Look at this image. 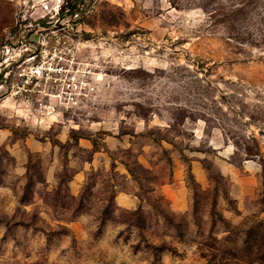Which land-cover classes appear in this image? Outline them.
Here are the masks:
<instances>
[{"label":"rangeland","instance_id":"rangeland-1","mask_svg":"<svg viewBox=\"0 0 264 264\" xmlns=\"http://www.w3.org/2000/svg\"><path fill=\"white\" fill-rule=\"evenodd\" d=\"M31 4L0 0V51ZM79 30L88 118L0 87V264H264V0H98Z\"/></svg>","mask_w":264,"mask_h":264},{"label":"built area","instance_id":"built-area-1","mask_svg":"<svg viewBox=\"0 0 264 264\" xmlns=\"http://www.w3.org/2000/svg\"><path fill=\"white\" fill-rule=\"evenodd\" d=\"M98 0H32L34 12L21 14L1 46L0 87L41 121L68 116L82 121L96 110L104 67L79 53L83 22ZM28 21V23H26Z\"/></svg>","mask_w":264,"mask_h":264},{"label":"trees","instance_id":"trees-1","mask_svg":"<svg viewBox=\"0 0 264 264\" xmlns=\"http://www.w3.org/2000/svg\"><path fill=\"white\" fill-rule=\"evenodd\" d=\"M247 233H249V232H247ZM263 236V239H264V235H262ZM225 240V239H224ZM264 241V240H263ZM264 243V242H263ZM261 244V246L260 245H258V247L256 248L257 250H261V251H263V254H262V258H264V244ZM249 247H250V245L248 246V250H246L245 252H247L249 255L251 254V253H253L252 252V249L250 248L249 249Z\"/></svg>","mask_w":264,"mask_h":264}]
</instances>
